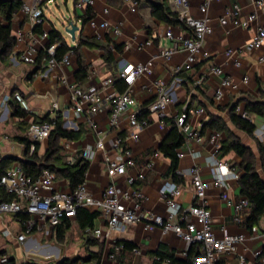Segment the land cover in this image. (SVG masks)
Listing matches in <instances>:
<instances>
[{"label": "crops", "instance_id": "obj_1", "mask_svg": "<svg viewBox=\"0 0 264 264\" xmlns=\"http://www.w3.org/2000/svg\"><path fill=\"white\" fill-rule=\"evenodd\" d=\"M23 1L25 5L31 6L37 0ZM40 1L39 7L45 20V23L40 26L41 33L38 32L39 29L35 30L38 26H33L20 9L10 24L15 44L8 55L0 56L1 95L11 96L19 93L30 109L29 113L25 112L24 118L12 116L10 103H16L14 101L7 104L6 110H0V173L20 166V162L28 159L33 153L35 144L38 158L46 153L49 146L48 139L38 143L31 142L28 151L19 139L26 138L31 141L28 136L29 126L32 123H39L46 117L54 119L60 115L62 123L64 122L63 113L72 102L68 90L70 85L83 87L89 84L100 92L102 97L104 94L101 81L106 76H112L117 80L120 77V68L125 63L148 64L151 69L150 74L140 77L131 87L132 96L136 102L134 110L138 112V121L148 122L146 127L138 133L137 139L132 140L129 137L126 114L121 116L118 126L112 129L109 126L110 112L107 111L93 117V128L90 127L87 117L78 119L76 123L82 132L78 140L60 139L58 142L61 148L60 154L68 163L84 161L81 158L82 151L93 147L98 139L103 141L109 158L120 155V150L116 146L118 139L122 141L120 145L122 148L126 147L132 151L136 162L135 168L127 169L124 176L112 180L106 174L103 152L97 151L90 162L84 161L88 163L84 183L93 198H101L106 187L113 183L119 195L140 192L144 196L143 212L163 215L166 209L162 198L163 187L167 183H174L181 189V196L177 202L182 207L191 205L194 202L191 179L188 176H179L177 173L195 166L199 169L204 182L212 181L214 147L209 137L211 134H218L220 146L226 137L215 130L206 129L202 132L203 123L211 116L221 118L241 144L251 150L256 157L258 171L261 173L257 143L264 146V116L247 113L245 108L249 103L263 101L264 42L258 50H248L246 46L258 28L264 29V5L256 6L255 0H217L211 3L205 16L199 10L203 0H188L190 17L198 20L205 16L208 19L207 24L213 28V33L205 38L202 49L197 55V63L189 70H181L177 75L181 83L173 85V79L176 77L172 75V70L183 68L187 54L181 46H178L171 59L166 62L163 53L172 47L174 41L176 44L178 41L172 42L165 37V34L170 31L175 38L190 39L193 33L186 24L185 27L171 26L157 21L151 17L148 4L143 0L135 2L132 8L124 0H72V9H68L69 0H63L66 12L60 9L57 0ZM87 1L91 4L89 5ZM233 5L240 7L243 18L251 14L256 16V21L248 29L237 28L231 23L225 26L219 25V19ZM167 6L174 12L168 0ZM87 9L92 14L90 20H95L96 23L107 21L111 26L121 25L120 34L116 36L110 30L90 28L88 26L90 20L86 23L83 21ZM104 11H107V14ZM180 18L184 19L182 16ZM69 22L79 28L75 33L74 41L64 31L58 29V25L63 29ZM0 24L7 25L2 18H0ZM52 29L62 34L69 47L76 46L79 38H94L102 45L106 40H110L111 43L121 46L122 52L113 51L114 61L109 64L104 59L102 49L81 47L79 54L84 64L88 66V79L81 84L75 79L78 65L77 57L73 54L67 64H59L49 72L46 68L48 59L41 61L39 67H36L35 60L45 49L48 32ZM42 34H46V37L43 38ZM147 42L151 44L146 45ZM228 50L234 53L227 55ZM23 57L33 59L34 63L25 62ZM236 62L239 66L235 65ZM213 68H220L223 75L214 74ZM244 78L248 79L247 85L243 83ZM223 79L230 80L231 86H222ZM157 80H162L165 86L171 89L175 100L164 110V124L156 114L146 111V106L157 97L154 86ZM114 90L118 91L115 85L104 92L107 94ZM218 90L222 92V97L216 100L214 95ZM54 104L57 105V110L53 109ZM185 106L198 108L202 110V114L192 116L189 120L196 138L187 144L184 143L177 151V154L181 153L182 157H177L178 178L174 181L169 175L170 160L165 158L158 149L170 131L168 121H175ZM233 107H239L240 111L248 115V121L255 127L251 137L232 125L229 115ZM233 114H235L234 111ZM156 152L157 156L154 155ZM218 158L227 162L240 177L241 159L234 152H220ZM128 178L135 179L132 185H128ZM225 184L228 201L236 204L243 198L240 195L238 180L227 178ZM53 189L55 192H71L68 182L56 178L55 175ZM223 193L222 189L213 188L207 192L206 197L216 237L246 235L247 239L244 244L238 246L236 254L220 255L218 264H239V255H243L246 263L250 264L255 260V253L263 251L264 248V214L257 225L247 228L249 205L241 213L242 222L233 223V206L222 200ZM85 210L97 215L90 227L82 229L76 218L68 219L70 228L63 238H57V227H55L47 235L34 230L27 236L24 243L18 242L16 238L24 232L22 223L25 220H21L17 215H0V257H7V264H60L63 260L74 259H78L77 263L83 264H178L172 263L170 259H160L157 252L163 249V253L171 255L176 262L186 263L189 260L190 264H204V251L201 245L187 247L173 234L164 236L159 228L145 231L140 223L128 226L123 232H112L107 230L98 212ZM253 227L258 229V235L250 233ZM95 229H101L100 238L93 234ZM4 231H8L10 235L4 237ZM122 243L129 244L131 249L115 251V247ZM135 250L139 253L136 254ZM111 255L114 257L110 258Z\"/></svg>", "mask_w": 264, "mask_h": 264}, {"label": "built area", "instance_id": "obj_2", "mask_svg": "<svg viewBox=\"0 0 264 264\" xmlns=\"http://www.w3.org/2000/svg\"><path fill=\"white\" fill-rule=\"evenodd\" d=\"M175 13L185 19V24L192 30V38L183 39L175 38L173 33L168 31L165 34L167 39L176 40L170 49L163 53V58L167 62L171 59L173 52L176 51L178 46H181L187 54L185 64L182 69L175 68L172 70L174 78L173 85H179L181 79L177 75L181 70H189L197 63V55L200 53L204 40L206 37L213 33V28L207 24L208 19L205 17L211 3L217 0H203L199 7L200 12L205 15L203 19H193L189 15L190 2L188 0H168ZM124 2L132 8L134 0H124ZM40 0H37L34 5H25L21 7V12L28 17L33 26H42L45 23L42 10L40 9ZM90 5L91 2L87 1ZM255 5L262 7L264 0H255ZM107 14V11H104ZM256 21L254 14L248 15L243 18L241 9L238 5H233L225 11L224 16L219 19V25L225 26L231 23L233 26L241 29H248ZM88 26L92 29L101 28L103 30L111 31L113 35H119L121 32V25L111 26L107 21L96 23L95 20H90ZM45 38L46 34H42ZM264 42V29L258 28L255 34L247 44L248 50H258ZM147 42L146 45H150ZM56 45L47 48L46 53L49 56L46 68L49 71L53 70L59 64H67L71 53L66 54L60 61L55 59ZM234 52L228 50L227 55H232ZM27 63H34L31 58L23 57ZM235 65L239 66L236 62ZM212 72L217 76H222L223 72L220 68H213ZM150 66L147 65H134L125 63L120 68V78L126 85L124 92L120 93L116 90L105 94L107 88H113L115 79L112 76H106L101 81V89L104 96L101 97L100 92L85 84L83 87L78 85H70L68 87L71 103L66 108L64 114V122L62 128L68 131H78L76 121L85 116L88 118L90 127L93 128V117L110 112L109 126L116 128L123 114H126L129 125V137L133 140L137 139L138 133L141 132L147 125V121H138V112L134 110L136 102L132 96L131 87L142 76L150 74ZM47 72L45 73V75ZM200 83V81H198ZM243 83L248 84V79L244 78ZM157 97L146 106V111L150 114H156L164 124V110L168 105L174 103V98L171 89L165 86L162 80L154 82ZM222 86H231L228 79H223ZM235 87H233L234 89ZM215 99L219 100L222 97V92L218 90L215 93ZM11 101L16 102L22 110L26 113L30 112L28 103L19 94L14 93L11 96H2L0 92V110H6L7 104ZM53 109L57 110V105H53ZM234 113L242 119L249 120L245 112L240 111L236 107ZM202 110L198 108H189L185 106L175 118V124L184 136V143L187 144L196 138V133L191 128L189 120L192 116H200ZM70 115L72 118L70 119ZM53 129V125L48 122L32 123L28 128V136L32 143L42 142L47 140ZM209 141L214 147V157L212 165V181L204 182L200 176L197 167L189 168L181 173H177L182 177H190L191 186L193 188L194 202L187 206L182 207L177 199L181 196V189L174 183H167L164 185L163 201L166 206L165 214L160 215L152 212H143L142 205L144 196L134 191L132 193H124L119 195L115 184L110 183L103 196L99 199L93 198L86 187L82 183L73 192L62 193L55 192L53 189L54 175L48 171L43 170L36 180L27 177L20 166L10 168L6 172L0 174V215H20L25 214L28 219L22 225L24 232L17 236V241L24 243L27 236L34 230L49 234L51 229L57 227L63 218L73 219L76 216L77 210L88 209L94 210L99 213L100 217L105 223L107 230L112 232H123L128 226L140 223L145 231H152L156 228L161 230V233L166 236L173 234L176 238L182 240L187 247L193 245H201L204 251V264H218V257L220 255H232L237 253L239 245L244 244L247 239L246 235H226L223 238H217L213 228V218L210 210L208 209L206 197L207 192L213 188L222 189L224 193L221 195L223 201L233 206L234 214L232 221L235 224L242 222L241 213L249 206L246 199L241 198L236 204H231L227 199L225 190H227L225 180L231 178L234 180L239 179V175L227 162L221 161L218 156L220 154L219 135L214 133L209 137ZM122 141L118 139L116 146L120 150V155L115 158H109L106 155V147L102 140L98 139L93 147H88L82 151L81 158L90 162L97 151L104 153L103 162L108 177L112 180L116 177H122L126 174L127 169H134L136 162L131 150L126 147H121ZM33 150V147H31ZM155 156L158 155L156 152ZM178 158L182 154H177ZM134 178H128V185L134 183ZM251 234H259L256 227L250 231ZM95 237L100 238L101 229L93 230ZM4 237L10 235L8 231L3 232ZM122 245L115 247V251H121ZM135 253L139 252L135 250ZM114 256L111 255L110 258ZM255 260L250 264H264V254L258 251L254 255ZM1 264H7L8 258L5 256L0 257ZM83 264V263H74ZM239 264H247L245 257L239 255Z\"/></svg>", "mask_w": 264, "mask_h": 264}, {"label": "trees", "instance_id": "obj_3", "mask_svg": "<svg viewBox=\"0 0 264 264\" xmlns=\"http://www.w3.org/2000/svg\"><path fill=\"white\" fill-rule=\"evenodd\" d=\"M138 2L139 0H134ZM148 4L150 15L152 18L157 21L164 22L171 26H181L185 27V20L180 18V16L170 11L167 6V0H143ZM23 0H0V18L4 20L7 24L3 26L0 24V56L4 57L8 55L15 44V38L11 35V20L14 15L21 9L23 6ZM92 18L91 11L87 9L86 16L84 17V23ZM39 29V30H38ZM35 30H38L41 33L40 27H36ZM52 45H57L55 49V59L60 61L66 54L71 53L77 57L78 70L75 75V79L79 83H84L88 79V66H86L79 54L81 47L87 48H100L104 51V59L107 63L111 64L114 61L113 51L117 53L122 52V47L115 45L106 40L105 44H100L94 38H79L76 46L69 47L63 39L62 34L59 31L52 29L48 32V40L45 46V49L41 51L36 60L35 65L39 67V64L43 60L49 59L48 54L46 53L47 48ZM115 86L119 92H122L125 89V83L119 77L115 80ZM262 102H254L246 105L245 111L247 113H252L260 116H264V93ZM11 114L13 117L24 118L25 111L20 108L17 103H10ZM235 107L232 108V111L229 115L232 125L239 131L252 136L255 127L248 120L242 119L240 116L233 114ZM41 122H48L53 125V129L48 138L49 146L46 153L38 158L36 155V144L34 147L33 153L28 157V159L20 162V167L23 173L30 177L32 180H36L43 170H48L51 173H54L56 178L64 179L68 182V186L71 192L76 190L78 186L84 183L85 174L88 169V163L77 160L74 163H68L64 157L60 154L61 148L58 144L60 139H66L69 141H76L81 136V130L78 131H68L62 128L61 116L54 119L46 117L42 119ZM168 124L170 126V131L159 146V152L167 159L170 160V169L169 175L172 180L177 181L176 169L178 165L177 151L184 144V136L178 129L175 124V121L169 120ZM206 129L215 130L219 133H223L226 137L225 141L220 146V152L228 153L234 152L240 159V169L241 175L238 179V185L240 188V195L250 205L249 215L246 220L247 228H251L254 225L258 224L260 217L264 214V146L260 143H257V150L260 162V170L258 171L256 165V157L251 152V150L244 145L231 133L228 129L225 122L215 116L209 117L208 121L203 123L202 132ZM19 141L24 144L27 151L29 150L31 141L26 138L19 139ZM2 174V173H0ZM96 213L88 212L85 209H78L75 218L80 222L81 228L90 227L91 222L96 218ZM17 217L21 220H26L27 215L20 214ZM70 228V221L68 218H63L61 223L57 226L56 235L58 239L63 238V235ZM123 249H131V246L127 243H122ZM163 249L157 252V255L160 259H170L172 263L178 264H190L189 260L184 262H176L171 255L163 253ZM264 254V248H263ZM78 259L74 260H63L60 264H74L77 263ZM192 264V263H191Z\"/></svg>", "mask_w": 264, "mask_h": 264}, {"label": "water", "instance_id": "obj_4", "mask_svg": "<svg viewBox=\"0 0 264 264\" xmlns=\"http://www.w3.org/2000/svg\"><path fill=\"white\" fill-rule=\"evenodd\" d=\"M79 30V28L75 25H73L72 22H69L65 24L63 31L65 34L69 35L71 37V40H75V33Z\"/></svg>", "mask_w": 264, "mask_h": 264}, {"label": "rangeland", "instance_id": "obj_5", "mask_svg": "<svg viewBox=\"0 0 264 264\" xmlns=\"http://www.w3.org/2000/svg\"><path fill=\"white\" fill-rule=\"evenodd\" d=\"M57 3H58V5H59V7H60V9L63 11V12H66L65 11V5H64V3H63V0H57ZM67 6H68V9H72V0H69V2H68V4H67ZM56 20L54 19V22H55ZM58 29H60L62 32H63V29L61 28V26L60 25H58ZM64 34V33H63Z\"/></svg>", "mask_w": 264, "mask_h": 264}]
</instances>
